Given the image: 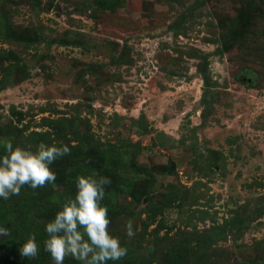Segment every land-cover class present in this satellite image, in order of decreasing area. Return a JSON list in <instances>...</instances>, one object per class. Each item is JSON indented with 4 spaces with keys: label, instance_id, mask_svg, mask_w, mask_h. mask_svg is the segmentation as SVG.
Wrapping results in <instances>:
<instances>
[{
    "label": "rangeland",
    "instance_id": "1",
    "mask_svg": "<svg viewBox=\"0 0 264 264\" xmlns=\"http://www.w3.org/2000/svg\"><path fill=\"white\" fill-rule=\"evenodd\" d=\"M3 141L110 178L135 264H264V0H0Z\"/></svg>",
    "mask_w": 264,
    "mask_h": 264
},
{
    "label": "clouds",
    "instance_id": "2",
    "mask_svg": "<svg viewBox=\"0 0 264 264\" xmlns=\"http://www.w3.org/2000/svg\"><path fill=\"white\" fill-rule=\"evenodd\" d=\"M0 198L8 200L18 196L25 185L33 190L42 188L56 180L50 168L58 158L70 154L67 145L57 146L40 143L30 150L14 146L11 141L0 142ZM111 180L105 176L78 175L75 178L76 192L62 203L54 219L45 225L46 238L43 248L54 264H64L66 258H73L80 264H108L128 255V248L122 246L119 236L109 231L111 223L108 207L103 203ZM126 236H135L133 223L125 224ZM0 227V235H8ZM20 255L34 259L40 246L35 234L30 235L19 248Z\"/></svg>",
    "mask_w": 264,
    "mask_h": 264
},
{
    "label": "trees",
    "instance_id": "3",
    "mask_svg": "<svg viewBox=\"0 0 264 264\" xmlns=\"http://www.w3.org/2000/svg\"><path fill=\"white\" fill-rule=\"evenodd\" d=\"M81 148L83 151L82 157H86L93 162L95 159H99L104 165L105 161L109 163L108 160H105L106 153L104 154V151L97 145L89 143L88 145H82ZM55 183L56 181L35 190L25 185L21 188L18 196L13 195L8 200L0 198V227L6 228L9 233L0 239V264L54 263L43 248V241L46 238L45 225L54 219L62 203L68 197L74 196L76 192L67 186L62 190H53ZM32 234L36 236L40 252L38 257L29 259L20 255L19 248ZM122 246L124 245L122 244ZM71 264H80V262L73 261ZM108 264L135 263L127 255L119 261H108Z\"/></svg>",
    "mask_w": 264,
    "mask_h": 264
}]
</instances>
